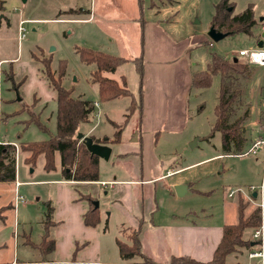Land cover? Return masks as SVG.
I'll return each instance as SVG.
<instances>
[{"label":"rangeland","instance_id":"374dc122","mask_svg":"<svg viewBox=\"0 0 264 264\" xmlns=\"http://www.w3.org/2000/svg\"><path fill=\"white\" fill-rule=\"evenodd\" d=\"M1 1L0 59L7 57L9 60L0 62V111L3 115L0 121V138L4 143L16 142L18 151L21 143L45 141L55 135V92L46 79L42 59H51L50 69L55 76L60 61H64L63 86L71 90L73 97L100 104L95 108L91 121L82 123L78 131L87 136L93 133L106 138L114 135V124L123 126L121 142L112 145L109 159H99V176L105 180H134L142 175V146L133 141L138 137L139 112L134 111L130 117L124 114L128 113L131 104L128 97L100 102L98 86L91 79L96 65L84 63L80 58L79 48L106 53L110 48L117 52L113 48L115 40L123 44V56L133 57L134 51L129 44L128 47L125 46V41L133 32L137 35L142 16L147 22L158 23L173 40L196 41L184 56L190 59L193 72L205 70L212 53L231 61H242L237 56L238 51L254 48L261 33V24L258 23L250 32L237 31L219 41L211 40L207 33L215 6L221 0H141L142 11L135 20H127L133 8L136 9V3L132 4L131 0ZM228 1L234 8L232 16L251 6L256 18H264V0ZM90 10L93 12L92 18L85 20ZM20 20L26 22L23 24L25 37L19 46L17 29ZM110 40L113 42L110 43ZM210 41L213 46L209 45ZM159 46L163 47V44L160 43ZM14 56L18 58L13 61L11 59ZM246 66L251 74L247 81L241 79V84L236 88L239 91L240 106L234 117L241 119L243 133L255 141L264 137V68L249 64ZM10 72L12 77H9ZM120 74L125 76L128 88H132L133 91L130 90L136 95L140 78L135 65L127 61L116 73L105 75L116 78ZM219 89L218 75L213 76L211 85L207 88H190L186 94L187 111L180 131L168 133L163 130L151 151L149 149V153L159 161V171L162 174L168 171L171 173L152 183L141 185L134 181L129 186L117 185L114 192L120 195L115 202L118 206L110 200L114 193L110 188L102 189L98 184L89 183L62 184L64 182L57 181L61 179L59 166L50 171L45 169L44 154H39L30 163L26 161L29 153L17 152L15 181L0 182V215L5 216L4 223L0 225L3 226L0 227V247L9 246L4 258L10 259L12 254L19 261L48 257L43 256L36 247L25 243L41 242L45 233L46 203L54 207L51 216L54 225L48 229V238L55 241L60 256H67L70 250L77 248L76 255L74 254L77 258L82 244L71 242L70 239L81 230L77 226L75 210L72 211L76 204H72L70 195L88 194L98 201L100 220L96 227L101 229L103 235L125 239L141 225L144 231L140 234V239L144 241V248L149 249L152 256L156 257L154 260L159 262H166L165 259L158 258L162 256L164 248L159 245L153 251L151 241L156 237L159 240L162 234L158 231L155 234L151 232L152 218L160 225L167 218H173V212H187L181 221L209 224L234 222L237 217L238 196L244 198L243 201L248 203L249 208L257 207L260 198L251 196L249 199L248 196L252 194L247 188L251 185L258 186L261 182L264 143L249 150L251 141L247 142L248 145L243 149L246 153L242 156L220 155L224 154L221 133L213 131L214 108L218 102ZM36 119L38 122L33 121ZM117 152L126 153L127 159H117ZM150 173L151 176L155 175L154 170ZM15 182L18 192L15 190ZM176 185L189 187L186 193L179 196L175 191ZM237 189L241 192L234 193L233 197L228 196L229 192ZM16 194L21 195L24 202L15 203V211L5 209L9 206L14 208ZM9 195H13V203L7 202ZM84 199L89 205H93V201ZM256 228L244 231L245 241H251V234ZM95 240L92 239V246L96 244ZM158 244H161L160 240ZM234 249V252L227 255L226 264H260V259L248 256L251 248L247 242ZM133 260L140 261L141 257L120 259V264H129ZM101 264L106 263L101 261Z\"/></svg>","mask_w":264,"mask_h":264},{"label":"trees","instance_id":"16d2710c","mask_svg":"<svg viewBox=\"0 0 264 264\" xmlns=\"http://www.w3.org/2000/svg\"><path fill=\"white\" fill-rule=\"evenodd\" d=\"M139 6L141 9V0ZM0 7L2 1L0 0ZM233 5L228 0H221L215 6V13L211 20V26L221 32L228 34L237 31L250 32L255 25L264 24L261 18H255L254 10L251 6L234 16L231 15ZM81 60L84 63H94L95 71L92 73V81L98 86V94L100 102H107L122 97L131 99L128 108L127 117L137 108L141 107V97L134 98L133 93L127 88L125 77H121V83L113 78L103 75V73H114L116 69L127 61H131L135 65V69L140 78V95L142 94V78H143V57L139 55L132 59L114 56L102 51H95L88 48L78 49ZM45 60V61H44ZM235 60V59H234ZM51 59H42L45 69L46 79L49 86L55 92L56 100V133L45 141L40 142H24L19 144L20 150L17 151L12 143H4L0 141V182H14L16 179V157L17 152H27L29 156L27 162L33 163L39 154L45 156V169L47 171L56 168L55 157L58 155L61 177L64 180L72 181H98L99 180V158L91 155L85 144L78 136L83 134L78 131L82 123L91 121L95 107L94 104L86 99L73 97L71 90L62 84L65 74V62L60 61L59 69L56 74L50 69ZM247 62L231 61L225 57L212 53L211 60L207 64L205 70L191 72V87L198 89L207 88L211 85L214 75L220 77V89L218 102L214 108L215 122L213 131L221 133L222 148L225 155L243 154V148L246 142L243 136V126L241 119L234 117L238 108L240 99L239 91L236 89L241 84V79L249 78V69ZM201 75V76H200ZM12 77V72L9 73ZM139 95V96H140ZM138 100V102H137ZM38 122V119L33 120ZM125 122L127 119L124 120ZM40 124V123H39ZM116 131L113 137L98 139L93 136L94 142L101 144L119 143L123 126L114 124ZM43 128V126L41 125ZM84 135V134H83ZM141 154V152H140ZM89 202L93 198L89 195L84 196ZM244 198L238 196L237 199V221L233 224L223 226V235L220 243L217 245L213 257L207 262H201L194 258L182 255L171 256L167 263H158L148 256H144L141 252L140 228L132 231L125 239H116L119 257L121 260H128L135 256L141 257L140 261H131L130 264H226V257L235 251L236 246H243V242H247L251 250L255 248L250 245L251 241H245L243 238L246 229L258 227L260 223V210L258 207L249 208L248 203L243 201ZM47 204L46 218L44 221L45 233L42 240L38 244L30 242L31 246L36 247L40 253L45 256L55 249V241L48 238V229L54 225L51 216L54 207ZM9 206L5 209H10ZM249 211V212H247ZM4 214L0 215L1 223H4ZM100 220L98 208L91 205L83 215V222L86 226H95ZM78 247V246H77ZM77 249V248H76ZM21 264H79L74 257L67 262L41 261L33 263Z\"/></svg>","mask_w":264,"mask_h":264},{"label":"crops","instance_id":"0c3cea01","mask_svg":"<svg viewBox=\"0 0 264 264\" xmlns=\"http://www.w3.org/2000/svg\"><path fill=\"white\" fill-rule=\"evenodd\" d=\"M131 3L132 4L136 3V9L133 8V12L130 15V17L127 18V20L137 19L139 12L142 11V8L141 9L138 8V4H139L138 0H131ZM158 11L159 9L157 10V12ZM92 13L93 12L90 10L89 16L85 20H91L93 15ZM136 21L138 22V20ZM138 28H137V35L135 32H133L131 35L127 36L125 41L126 43L125 46L128 47L129 44L133 49L134 51L133 57L131 56V58L130 57L127 58L123 56L122 53H125V48H123V44L121 45L119 44V42L115 40H114L115 46H113V48L116 49L117 52H113L110 50V48H108L107 53L114 56L123 57L125 59H132L139 55H142L143 57V78L141 84L142 94L140 95L139 93L140 81L138 83V89L136 90L137 92L136 95L134 92H132L133 91L132 88H130L132 91L128 88L129 86L126 81L127 88L133 93L134 98L139 100V97H141L140 98L141 107L134 110V111L138 110L139 112V122H138V130H137L138 137L133 139V141L134 143H139L142 146V157L144 164L141 166V168L143 167L141 173L142 175H140V178L134 180H125V179L118 180L116 178L105 180L100 178L99 176L98 181H72V180H64L62 177H60L61 179L57 181L64 182L62 184H71V185L73 184L80 185L83 183L98 184L100 188L102 189L110 188L112 192H114L115 187L117 185L129 186L130 184H134L133 183L134 181L139 182L141 185H143L150 182L152 183L153 181H160L164 179L167 174L171 173L168 171L166 174H162L159 171L158 168L159 161L149 153V149L151 151L152 146L158 141L159 135L163 130L168 133H175L176 131H180L182 121L185 118L187 111L186 94L189 92L191 88L190 78L192 72L191 61L189 58H186L184 56L185 53L189 51V49L191 48L190 45H193L194 43H196V41H192V42H189V40L178 41L176 38H174L173 40L163 31V29L160 27L158 23L147 22L142 18V16L140 17V27ZM112 42L113 41L110 40V43ZM160 43L163 44V47L159 46ZM260 43H261V47H264V42L261 41L260 37L258 36L255 47H258ZM209 45L213 46L211 41L209 42ZM17 58L18 56H14V58L12 59L10 58V59L14 61L17 60ZM8 60L9 58L2 57L0 59V62L5 63ZM252 65H257V64H252ZM257 66L264 68V66L262 65H257ZM116 71L114 73H116ZM105 74L106 73H103L104 76H106ZM250 74L251 72L249 70V78H250ZM122 76L124 75L120 74L117 75L116 78L113 77V79L121 83ZM93 104L95 108L100 106V104L97 102H93ZM0 108H1V103H0ZM124 114H127V112ZM1 115L2 114L0 111V121H1ZM122 134L123 132H121L120 135V142H121ZM90 136H93L98 139L104 138V136H95L93 135V133ZM243 136L246 139L244 148L248 145L249 141H251V144L248 148L249 150L256 149L260 144L264 143V137H260L257 140L252 141L251 139H249V137L246 136V134L243 133ZM112 137H106V138L111 139ZM0 141L4 142L1 138ZM119 143H110L108 145L112 149V145ZM254 143H258V145L253 147ZM244 153H246V151H244ZM125 154L126 153L117 152L116 157L117 159L125 160L127 159ZM220 155H225V154H220ZM148 161L149 164L147 165ZM55 163L56 166H59L58 155H56L55 157ZM98 165H99V161H98ZM151 170L155 171V175L151 176L150 173ZM16 186L17 185L15 182V190L16 192H18ZM188 187L189 186H186V190L184 193L187 192ZM86 195L88 194L70 195V199L72 198V204H76L75 208H73L72 211L75 210L74 216L77 220V224H78L77 226H79L81 230L77 234H75V236H72L70 239L71 242L74 241L75 243L82 244L81 252L77 256V258H75L74 256L76 249L74 251L70 250V254L67 256H60L59 253H57L58 246L57 244H55L54 251L47 254L48 257L46 259L42 258L34 261L33 260L19 261L14 259L13 254L10 259L8 257L4 258V256L6 255V251L9 248V246L4 245L0 247V264H21V263H33V262H41V261L67 262L73 259V257L75 261L79 264H89V263L101 264V261L106 264H120V257H119L118 247L116 244V239H114L112 236L103 235L101 229L99 227H96V225L86 226L83 222V215L91 206L84 199L85 198L84 196ZM9 196L10 197L7 200V202L13 203L12 200L13 195H9ZM89 196L92 197L91 195ZM119 197L120 195H118V192L116 194L114 192L113 194H111L110 200L113 201V203H115L119 200L118 199ZM14 199H15V195H14ZM10 210L15 211V201H14V208L12 206ZM236 211H237V201H236ZM173 213H174L173 218L172 217L167 218V220L165 222H161L160 225L159 223H155L153 218L151 222L153 228V231L151 232L155 234L158 231L162 234L160 236L161 239L159 238L161 244H158L159 240H156L157 239L156 237L153 238V240L151 241V247L153 248V251H156L159 245L163 247L164 248L163 254L158 258H163L165 259L166 262H159L157 260H154V258L156 257L152 256L151 252H149L150 251L149 249L144 248V241L140 239L141 252H143L146 256L150 257L152 260L158 263H167L170 260L171 256H182V255L190 256L195 260L201 262H207L211 260L217 245L220 243L222 239L223 226L227 224H233L237 221V217H236V220L234 222L227 221V222H219L216 224H209L208 222L196 223V222H190L184 220L181 221L182 218H185L187 212L184 213L173 212ZM0 225H1V221H0ZM138 228H140V234L143 233L144 230L141 229V225H139ZM158 228H162V229L159 230ZM95 238L98 239L95 240ZM92 239L95 240L96 243L94 246H92ZM154 240L156 241L154 242ZM30 242L31 241L29 242L25 241L27 245H30ZM52 253L54 254L52 255Z\"/></svg>","mask_w":264,"mask_h":264},{"label":"built area","instance_id":"2783aa9c","mask_svg":"<svg viewBox=\"0 0 264 264\" xmlns=\"http://www.w3.org/2000/svg\"><path fill=\"white\" fill-rule=\"evenodd\" d=\"M26 22V20H20L18 24V29H17V42L18 45L20 46L21 41L25 37V29L23 27V24ZM261 41L264 42V24L261 25V33L259 35ZM237 56L242 58L245 62H247L249 65L252 64H257V65H262L264 66V47H254L251 49H242L239 50L237 53ZM17 147L16 143H12ZM258 143H254L253 147L257 146ZM17 149V148H16ZM240 154V155H244ZM239 155V156H240ZM249 193L252 195H249L248 198L251 199V196L254 197H259V203H257V207L260 210V223L258 227L253 231L251 235L252 241H254L256 244L255 248L249 252V257L250 258H258L260 259V264H263L264 260V201H263V193H264V170L262 174V179L261 182L258 186H253L251 185L250 187L247 188ZM240 189L237 190H232L229 192L228 196L232 197L233 194L235 193H240ZM15 203L18 202H24V199L22 196L16 194Z\"/></svg>","mask_w":264,"mask_h":264},{"label":"water","instance_id":"95a60500","mask_svg":"<svg viewBox=\"0 0 264 264\" xmlns=\"http://www.w3.org/2000/svg\"><path fill=\"white\" fill-rule=\"evenodd\" d=\"M260 20H263V17H261ZM207 34H208L209 38L215 42L219 41L220 39H222L228 35V33L218 31L212 26L210 27ZM258 47H261V43L259 44ZM78 137L81 138V140L83 141V143L85 144L87 150L90 152L91 155H95L96 157L102 158L104 160L109 159V157L111 155V147L109 145L94 142L93 138L91 136L80 134ZM185 190H186V186H184V185H176L175 186L176 194L179 196L183 195ZM254 197H255V194H254ZM93 205H94V208H98V205H99L98 201L93 200ZM254 244H255L254 241H252L250 243L251 246H253Z\"/></svg>","mask_w":264,"mask_h":264}]
</instances>
